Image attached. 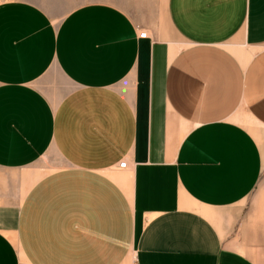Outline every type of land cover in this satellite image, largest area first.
<instances>
[{"label": "crops", "instance_id": "obj_1", "mask_svg": "<svg viewBox=\"0 0 264 264\" xmlns=\"http://www.w3.org/2000/svg\"><path fill=\"white\" fill-rule=\"evenodd\" d=\"M165 14L0 3V264H263L264 0Z\"/></svg>", "mask_w": 264, "mask_h": 264}, {"label": "rangeland", "instance_id": "obj_2", "mask_svg": "<svg viewBox=\"0 0 264 264\" xmlns=\"http://www.w3.org/2000/svg\"><path fill=\"white\" fill-rule=\"evenodd\" d=\"M13 0H0V3ZM45 9L51 17L60 20L72 9L92 2H109L125 9L134 17L147 18L158 27H167L165 14L167 0H26ZM245 125L253 132L261 144L264 152V128L251 120H246ZM241 208L257 230L264 235V167L261 180L253 193L244 201ZM263 262V261H262ZM264 264V262H263Z\"/></svg>", "mask_w": 264, "mask_h": 264}, {"label": "built area", "instance_id": "obj_3", "mask_svg": "<svg viewBox=\"0 0 264 264\" xmlns=\"http://www.w3.org/2000/svg\"><path fill=\"white\" fill-rule=\"evenodd\" d=\"M147 35H148L147 32H145V31L141 32V37L145 38V37H147ZM126 166H127V162L124 161L121 163L122 168H125Z\"/></svg>", "mask_w": 264, "mask_h": 264}]
</instances>
